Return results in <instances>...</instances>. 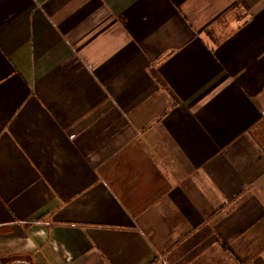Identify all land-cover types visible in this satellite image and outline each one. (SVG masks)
I'll list each match as a JSON object with an SVG mask.
<instances>
[{
  "label": "crops",
  "instance_id": "0c3cea01",
  "mask_svg": "<svg viewBox=\"0 0 264 264\" xmlns=\"http://www.w3.org/2000/svg\"><path fill=\"white\" fill-rule=\"evenodd\" d=\"M14 261L264 264V0H0Z\"/></svg>",
  "mask_w": 264,
  "mask_h": 264
},
{
  "label": "water",
  "instance_id": "95a60500",
  "mask_svg": "<svg viewBox=\"0 0 264 264\" xmlns=\"http://www.w3.org/2000/svg\"><path fill=\"white\" fill-rule=\"evenodd\" d=\"M10 264H29V263L26 262V261H14V262H12Z\"/></svg>",
  "mask_w": 264,
  "mask_h": 264
},
{
  "label": "trees",
  "instance_id": "16d2710c",
  "mask_svg": "<svg viewBox=\"0 0 264 264\" xmlns=\"http://www.w3.org/2000/svg\"><path fill=\"white\" fill-rule=\"evenodd\" d=\"M226 247V246H225ZM228 248V247H227Z\"/></svg>",
  "mask_w": 264,
  "mask_h": 264
}]
</instances>
